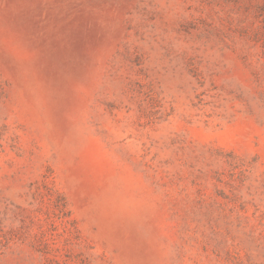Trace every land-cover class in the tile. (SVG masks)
<instances>
[{
	"label": "rangeland",
	"instance_id": "rangeland-1",
	"mask_svg": "<svg viewBox=\"0 0 264 264\" xmlns=\"http://www.w3.org/2000/svg\"><path fill=\"white\" fill-rule=\"evenodd\" d=\"M0 264H264V0H0Z\"/></svg>",
	"mask_w": 264,
	"mask_h": 264
}]
</instances>
